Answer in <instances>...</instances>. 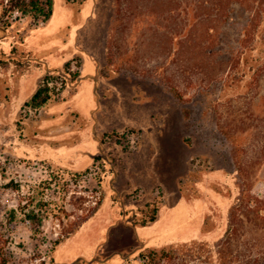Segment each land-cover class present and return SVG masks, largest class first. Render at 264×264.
I'll list each match as a JSON object with an SVG mask.
<instances>
[{
  "label": "rangeland",
  "instance_id": "rangeland-1",
  "mask_svg": "<svg viewBox=\"0 0 264 264\" xmlns=\"http://www.w3.org/2000/svg\"><path fill=\"white\" fill-rule=\"evenodd\" d=\"M8 2L0 0V264H222L221 251L246 252L264 237L243 223L247 246H221L242 183L264 193V82L249 89V74L224 93L222 84L198 90L209 76L227 79L224 54L239 47L242 12L208 59L196 38L187 43L197 14L187 0H135L112 39L116 0H53L38 26L36 13H6ZM69 58L82 81L66 75L47 105L26 106L42 76L65 75ZM158 193L157 221L136 227Z\"/></svg>",
  "mask_w": 264,
  "mask_h": 264
},
{
  "label": "trees",
  "instance_id": "trees-1",
  "mask_svg": "<svg viewBox=\"0 0 264 264\" xmlns=\"http://www.w3.org/2000/svg\"><path fill=\"white\" fill-rule=\"evenodd\" d=\"M67 1L72 2V0ZM116 1L118 7L115 11V19L110 36L111 39L114 31L117 30L120 32L119 26L122 25L125 20V15L129 11L128 5L135 2V0ZM45 6L48 7L47 10ZM53 6V0H9L6 13L19 12L25 15V17L36 13V26H38L50 21L53 16ZM187 6H190V10L197 13H195L196 17L193 18V20L187 22V43L190 42L192 44L194 38H196L197 46L205 51L208 59L212 58L209 56L216 53L215 48L221 43L222 38L220 36L223 34V31H221L222 27L231 22L234 16L240 12H242L247 19L244 24H239L238 26V33L241 36V39H239V47L234 52L228 51L224 54L229 57L227 63L230 72L227 75V79H224L223 77L219 78L217 75L210 79L209 76L208 80L203 81L204 84H201L198 87L199 93L201 95H206L208 90L217 88L219 84H222L223 90L221 93H224V88L233 86L239 82V80L244 81L248 78L247 76L249 74L251 77V81H248L247 84L249 89L253 90L256 86L263 83L264 0H187ZM176 11L177 10H169L168 14L170 15ZM173 41V38H171L169 42L171 43ZM221 50L223 52L224 48ZM72 64L73 63L67 64L65 68L66 72L71 69ZM241 68H245L243 72V69ZM247 69L249 70L248 72ZM78 77H80L79 72L73 74V78L76 79ZM49 79L48 75L44 78L45 81ZM51 91L52 90L47 84L43 85L42 81L41 87L26 106L36 110L44 107L52 100V94H50ZM221 93L220 96H218L217 103H220L223 100ZM53 94L58 93L56 90H53ZM237 98H242V95L238 94ZM219 123L220 122L217 123L218 126ZM261 135L263 141L259 142V152H261V156L264 157V134L261 133ZM225 136L229 139L233 138V140H240L239 136L235 134L229 136L226 131ZM238 152H240V150ZM97 159L100 160L101 157L97 156ZM238 171L241 178H243L244 168L242 165L239 166ZM245 183L246 182L242 183L243 189L241 195L231 211L230 222L232 230L229 231L226 238L221 243V246L225 245L227 246V249L229 248L228 246H230L231 239L236 240L239 245L247 246L244 240H240V230L242 229L243 223L244 225H247V227L249 226L248 229H251V227L257 231L264 229V193H255L253 190L247 188ZM160 204H162V202H160L159 199H156L149 204L150 207L153 206L150 218L141 226L145 227L157 221ZM261 238L264 239L263 236L260 237L255 244L250 246V248L247 246L246 252L241 250L234 254L227 253L226 251L224 252V250L221 251L220 262L222 264H264V241H261L262 243L258 242ZM260 247H262V249H260ZM170 254L171 253L167 251L163 252V254L152 252V255L156 258H158L159 255L161 258L169 257ZM144 261H146V259ZM227 261L229 262L227 263Z\"/></svg>",
  "mask_w": 264,
  "mask_h": 264
},
{
  "label": "built area",
  "instance_id": "built-area-1",
  "mask_svg": "<svg viewBox=\"0 0 264 264\" xmlns=\"http://www.w3.org/2000/svg\"><path fill=\"white\" fill-rule=\"evenodd\" d=\"M76 72H78V71L75 70V67L72 64L71 69L68 70V72H65V75L61 74L60 72H59L58 76H55L54 73L48 74V77L50 79L47 81L43 80V85L47 84V86L52 90L50 94H52V96H53L54 95L53 90H56V92H59L63 88L64 79H67L66 75L73 76V74H75ZM157 195L159 197V198L157 197V199H159V201H160V198L162 199L163 195H162V193H158Z\"/></svg>",
  "mask_w": 264,
  "mask_h": 264
},
{
  "label": "crops",
  "instance_id": "crops-1",
  "mask_svg": "<svg viewBox=\"0 0 264 264\" xmlns=\"http://www.w3.org/2000/svg\"><path fill=\"white\" fill-rule=\"evenodd\" d=\"M43 25H45V24H43ZM75 59H76V58H69V59L65 62V66H67V64H69V63H73V62L75 61ZM65 66H64V68H66ZM81 68H82V66H81ZM62 69H63V68H62ZM62 69H56V70H60V71H62ZM46 75H47V73L45 74V76H46ZM45 76H42V77L40 78L39 83H38L36 89L33 91V93H32V95L30 96V98L27 99L26 104L29 103V102L32 100V98L34 97V95L37 93V91H38L39 88L41 87V83H42V81L44 80ZM79 78H80L79 81H80V80L82 81L83 77H82V74H81V70H80V77H79ZM79 81H78V85H77V87H78V86L80 85V83H81V82H79ZM95 81H96V80H95ZM97 156H98L97 154L93 155V159H94L95 157H97ZM152 224H153V223H152ZM150 225H151V224H150ZM136 227H143V226H136ZM145 227H146V226H145ZM164 248H166V247H164ZM164 248H161V249L147 248L146 245L144 244L139 250H141V251L162 250V249H164Z\"/></svg>",
  "mask_w": 264,
  "mask_h": 264
}]
</instances>
